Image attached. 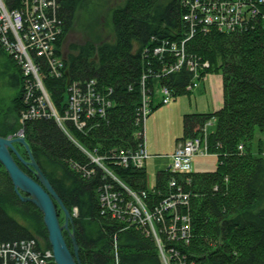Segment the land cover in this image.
<instances>
[{
  "label": "trees",
  "instance_id": "trees-1",
  "mask_svg": "<svg viewBox=\"0 0 264 264\" xmlns=\"http://www.w3.org/2000/svg\"><path fill=\"white\" fill-rule=\"evenodd\" d=\"M103 1L107 0H97V5ZM113 2L111 40L97 31L98 20L88 26L83 23L81 28L90 36L82 44L70 45L65 53L68 77L43 78L60 115L67 107V78L95 80L101 93L112 101L105 115L88 120L85 129L70 124L72 137L81 146L54 118L26 119L11 127L2 122L0 136L8 137L20 128L24 131L36 163L72 214L70 225L79 246L80 264H164L158 238L170 264H264V7H259L260 14L242 29L228 31L217 24L184 20L190 0ZM86 3L62 0L64 33L59 46ZM0 54L7 55L17 68L8 85L18 92L6 113L20 120L29 107L24 100L26 78L1 46ZM182 54L183 64L173 69ZM209 74L223 78V106L214 112L185 114L184 137L179 140L202 136L204 126L214 120L206 145L208 152L217 156L216 170H161L154 186L148 187L146 167H124L118 156L121 148L134 151L144 142L140 110L144 103L151 111L163 105L162 100L156 102L161 88L169 89L173 98L192 94L189 87ZM16 146L24 156L22 146ZM85 149L103 157V166L131 191H146L144 200L150 211L180 192L188 196L187 204H178L176 211H163L162 221L155 227L158 237L148 225L127 224L126 219L113 217L101 200L103 186L111 185L120 200L129 199V194L87 159ZM0 171L8 177L1 163ZM9 184L0 191V243L36 239L39 250H51L42 212L32 202H23L10 180ZM15 204L22 207L19 216L23 221L10 212ZM56 205L62 223V209ZM177 215L188 220L180 218L175 223ZM175 224L173 231L170 226ZM183 225L187 227L185 235ZM64 236L74 254L71 235L64 231Z\"/></svg>",
  "mask_w": 264,
  "mask_h": 264
},
{
  "label": "built area",
  "instance_id": "built-area-1",
  "mask_svg": "<svg viewBox=\"0 0 264 264\" xmlns=\"http://www.w3.org/2000/svg\"><path fill=\"white\" fill-rule=\"evenodd\" d=\"M13 1L0 0V46L21 66L26 78L24 89V95H28L26 98L30 100L36 97L32 104L28 100L25 101L29 106V116L25 118H41L43 114L49 116L53 105L44 86L43 78L49 75L52 78L61 79L66 75V64L63 56L57 51L59 50L58 42L64 33V20L60 16V0H27L23 9H13ZM190 1L188 5L190 12L185 14L184 20L200 21L208 25L217 24L220 29L228 31L242 29L245 23L260 14L259 7H264V0ZM261 16L264 21V11ZM159 51L161 49H156V52ZM183 62L184 54L181 55L179 63L173 69H178ZM189 65L193 69V65L191 63ZM194 86L197 84L195 83ZM161 92L164 96L163 102L168 103L171 99L170 90L162 88ZM95 103H98V106ZM66 104L64 119L72 126L83 130L88 126V120L97 115L104 116L112 101L101 93L95 80L70 81L67 85ZM140 111L145 120L150 111L147 103H144ZM56 118L60 124L62 119H58L57 116ZM60 126L66 131L65 127L61 124ZM204 152H206V147L202 137L187 139L178 144L173 153L171 169L174 172L191 171L194 156ZM118 156L119 164L124 167L130 164L143 166L148 156L145 142L134 151L121 148ZM93 162L103 168L102 170L108 175L111 173L102 162L97 163L95 160ZM113 179L118 183L117 178ZM123 188L128 189L124 185ZM127 192L129 199L120 200V195L111 189V185H105L101 189V200L111 211L113 217L127 220L128 216L133 215L135 218L133 222L148 225L155 237L158 236L155 226L151 225V216L155 218V223L162 221L165 209L173 208V211H176L178 204H187L188 201V196L180 192L157 205L152 212L144 200L148 195L146 191L136 193L129 189ZM180 218L183 221L188 220L186 216L177 215L174 222L176 223ZM170 229L176 230V224L171 225ZM186 230L187 227L183 225L181 227L183 235L186 234ZM157 241L164 264H170V259L159 238ZM0 264H54V258L51 250L41 251L35 239H29L0 243Z\"/></svg>",
  "mask_w": 264,
  "mask_h": 264
},
{
  "label": "rangeland",
  "instance_id": "rangeland-1",
  "mask_svg": "<svg viewBox=\"0 0 264 264\" xmlns=\"http://www.w3.org/2000/svg\"><path fill=\"white\" fill-rule=\"evenodd\" d=\"M113 1L114 0H107L97 5V0H87L85 7L81 8L80 11L77 12L73 27L70 30V32L67 33V35L65 36L63 40V47L65 50V53H68V48L70 45L82 44L90 36V34L87 32L85 28H81V25L83 23L88 26L91 22H95L98 20L100 25L98 26L97 31H100L103 33V38L111 40L112 38V34H111L112 19H111L110 8L113 7V4H114ZM94 12L98 13V15L95 16ZM14 72L17 73V68L9 60V57H7V55L0 54V123L4 122L9 127L15 126L16 123L18 126L19 124H22V121L24 122V120L26 119H35L31 117L25 118L26 116H29L28 110H26L20 116L21 117L20 120H17V117L15 115L6 113V110L11 105L12 99L17 95L16 93L18 92L17 90H14L8 85L10 74ZM213 76H221V75L220 74L207 75L206 79L203 82H199L197 87L193 89L192 94L181 95L177 98L170 99L168 103H164L163 105L159 106L157 109L153 110L152 113L149 115V117L146 119L145 145H146L148 156L144 163H145V167L147 170L148 187L154 186L155 181H156V176L159 171L166 170L171 166V163H172L171 156L175 150L176 144L179 141V139L184 137V123H183L184 115L193 114V113L214 112L217 106L219 105L222 106L221 104L222 100L220 97L218 98V95H219L218 86L214 87L212 85ZM217 82H218V79H216L215 83ZM161 99H163V95L161 91H159L157 95V99H156L157 104L161 102ZM218 102L220 104H218ZM50 112H51V115L55 118L56 122L59 124V121L56 118V116L58 115V112L54 106H51ZM205 127L207 128V130L209 129L208 132H210V129L213 126L211 125L210 127L209 123H207ZM23 132L24 131L21 130L20 128V130L17 133L9 135V136H16V135L23 136ZM65 133L67 132L65 131ZM21 146H22L21 149L25 153V155L23 156L18 150L19 153L22 155V157L25 160H29V154L26 148L23 145ZM16 161L21 162L19 161V159ZM94 164L98 166L96 163ZM217 164H218V159L216 155L206 153V152L200 153V154H197L193 159V171L194 172H212L216 170ZM24 166L28 170H31L33 172L34 177H36L35 179H37L34 168L31 166H27V165H24ZM100 169L102 170L103 168H100ZM109 175L112 178H114L113 176H115L113 171L109 173ZM9 180L11 181L9 174H8V177L3 176V172L0 171V191L2 189L3 190L6 189V187L9 188L11 186L9 184ZM118 183H119V186L123 188L124 184L120 180L118 181ZM127 190H129V188ZM23 196L26 197L27 195L23 194ZM23 202H26V201H23ZM15 205L16 206H13L10 208V212L12 215L20 218V220L23 221L21 217L19 216V214L22 213V210H21L22 207L19 206V204H15ZM61 211L62 212H61L60 218H62L64 221L60 223L64 225L66 221V214L63 211V209ZM70 215H71V218L68 223L69 230H66V229L64 230V231H67L69 234L70 232H74L73 228L70 225L72 222V214L70 213ZM151 225H154L156 227L155 218L153 216H151ZM35 241L38 244V241L36 239Z\"/></svg>",
  "mask_w": 264,
  "mask_h": 264
},
{
  "label": "water",
  "instance_id": "water-1",
  "mask_svg": "<svg viewBox=\"0 0 264 264\" xmlns=\"http://www.w3.org/2000/svg\"><path fill=\"white\" fill-rule=\"evenodd\" d=\"M17 144L23 145L26 148L29 154V160H25L22 157L16 147ZM15 156L24 165L34 168L37 179L27 174L20 167L15 159ZM0 163L9 174L17 195L23 201L34 203L42 211L55 263L80 264L78 261L79 246L75 238V233L70 232L74 245L73 254L67 244L63 232L65 229L69 230L68 223L71 218L70 212L54 190L48 178L39 168L24 136H0ZM23 194H26L27 196L24 197ZM56 203L66 214V221L64 225L60 223Z\"/></svg>",
  "mask_w": 264,
  "mask_h": 264
},
{
  "label": "bare ground",
  "instance_id": "bare-ground-1",
  "mask_svg": "<svg viewBox=\"0 0 264 264\" xmlns=\"http://www.w3.org/2000/svg\"><path fill=\"white\" fill-rule=\"evenodd\" d=\"M27 0H14L13 1V5H12V7H13V9H16V8H19V9H23L24 8V3L26 2ZM61 2H62V0H60V5H61ZM62 36H63V34L61 35V38H62ZM60 41L61 40H59V42H58V48H59V50H57L58 51V54L59 55H63L64 53H65V50H64V47H63V43H62V45L61 46H59V44H60ZM18 64V63H17ZM19 65V64H18ZM48 92V91H47ZM49 94V93H48ZM28 96V95H27ZM27 96H25L24 95V100L26 101V100H28L26 97ZM50 97V96H49ZM35 99H36V97H34V98H32V99H30V100H28L29 101V103L30 104H32L34 101H35ZM65 101H67V98H66V100ZM50 102L52 103V100H51V97H50ZM52 105H53V103H52ZM95 105L96 106H98V103H95ZM54 106V105H53ZM49 116H45V114H43L42 115V117L40 118V119H43V118H54L52 115H51V112H49ZM45 116V117H44ZM57 117H58V119L59 118H61L62 119V121H60L61 123V125L63 126V127H65L66 128V131H67V135H68V137L69 138H71L74 142H76L77 144H78V142L72 137V126L67 122V120L66 119H64V117H63V115H60L59 113H58V115H57ZM55 119V118H54ZM78 146H81L80 144H78ZM86 150V157H87V159H89L90 161L92 160H95L97 163H98V161L101 163L102 162V160H103V157H100L99 155H95L94 153H93V151H91V150H87V149H85ZM98 165V164H97ZM135 218H133V215H130V216H128V218H127V220H126V223L127 224H133V220H134ZM116 262H118L117 261V258H116Z\"/></svg>",
  "mask_w": 264,
  "mask_h": 264
},
{
  "label": "crops",
  "instance_id": "crops-1",
  "mask_svg": "<svg viewBox=\"0 0 264 264\" xmlns=\"http://www.w3.org/2000/svg\"><path fill=\"white\" fill-rule=\"evenodd\" d=\"M216 79H218V82L217 83H215L216 82ZM212 85L215 87H217L218 86V93H219V95H218V98L220 97L221 98V100H222V106H223V103H224V99H223V78H222V76H213V81H212ZM216 100H217V98H216ZM218 104H220L219 102H218ZM222 106H217L216 107V109H215V111H217V110H219Z\"/></svg>",
  "mask_w": 264,
  "mask_h": 264
}]
</instances>
